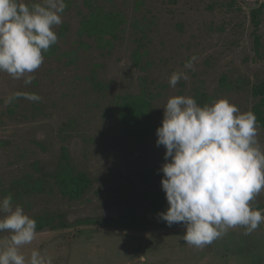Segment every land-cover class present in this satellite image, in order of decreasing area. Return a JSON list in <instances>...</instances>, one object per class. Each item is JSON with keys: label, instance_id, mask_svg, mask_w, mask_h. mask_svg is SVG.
<instances>
[{"label": "rangeland", "instance_id": "1", "mask_svg": "<svg viewBox=\"0 0 264 264\" xmlns=\"http://www.w3.org/2000/svg\"><path fill=\"white\" fill-rule=\"evenodd\" d=\"M92 1L102 13L122 18L116 36L83 33L86 0H66L63 22L54 29L58 42L31 73L32 84L0 72V199L11 194L13 204L36 221L71 224L37 230L21 252L29 257L38 249L52 264H264V223L250 235L244 226L229 228L197 248L183 240V224L168 227L158 219L168 207L158 212L151 207L166 151L156 146V130L169 98L193 97L200 106L228 100L241 113L252 112V89L264 83V0ZM261 6L255 29L252 11ZM193 56L195 70L185 69ZM177 71L190 78L172 88L168 81ZM144 90L151 105L138 125L129 127L121 105ZM16 92L36 93L42 100L21 97L6 104ZM257 139L264 150L260 126ZM63 150L90 177V191L70 200L45 178L52 190L28 192L43 174L56 171ZM250 204L264 210V190ZM124 213L136 219L130 228L102 222ZM9 235L0 232V239Z\"/></svg>", "mask_w": 264, "mask_h": 264}, {"label": "clouds", "instance_id": "2", "mask_svg": "<svg viewBox=\"0 0 264 264\" xmlns=\"http://www.w3.org/2000/svg\"><path fill=\"white\" fill-rule=\"evenodd\" d=\"M66 0H0V72L31 85V75L44 63V53L58 42L54 29L62 24ZM196 56L184 68L195 70ZM188 72H173L169 86L189 79ZM23 97L40 102L36 93L16 92L5 103ZM162 126L156 130V146H163L165 163L162 190L169 207L157 214L167 223L183 224L187 245L202 248L229 228L244 226L250 235L264 223V210H254L250 202L264 190V150L258 143L256 115L228 100L200 106L193 97L169 98ZM0 264H52L38 249L26 257L21 248L38 236L37 222L13 204L11 194L0 199Z\"/></svg>", "mask_w": 264, "mask_h": 264}, {"label": "trees", "instance_id": "3", "mask_svg": "<svg viewBox=\"0 0 264 264\" xmlns=\"http://www.w3.org/2000/svg\"><path fill=\"white\" fill-rule=\"evenodd\" d=\"M86 5L89 9V15L84 17L86 19L85 26H83V33H87L91 36H103V35H117L118 27L122 22V18L119 15L114 13H102L97 5L93 3L92 0H86ZM100 10V13H98ZM263 15V7H259L252 11V20L255 26V29H260L261 17ZM82 33V34H83ZM84 35V34H83ZM256 42V51L260 52L263 48L261 46L260 39L255 40ZM140 53V52H138ZM136 62H139V58L134 57ZM147 87V86H146ZM145 90L141 96H131L130 98L126 97L123 105H121V119L127 122L129 127L138 125L139 119L143 117L149 106L151 105L150 98H147L145 95ZM252 96L256 99V103L252 109V112L257 117V122L260 127L264 129V83L257 84L252 89ZM48 178L53 182L59 192L63 197L70 200H79L88 193L92 187V181L86 173L78 171V169L72 164L70 155L68 151L63 150V154L59 160L58 167L54 173L51 175L43 174L39 179L40 181L32 186H28L27 191L31 192L33 189H38L42 192L50 188L49 181L45 180ZM29 185V183H27ZM151 207L155 212L165 211L169 207L166 202V193L162 190V185L154 191V194L151 198ZM158 214V213H157ZM135 217L130 216L127 213L115 220H103L105 225L113 228H130L132 223H135ZM37 230H44L45 228H50L56 230L57 228H71V224L67 223H56L55 220L46 218L45 220H37ZM84 222L85 224H97L99 221H93L95 223Z\"/></svg>", "mask_w": 264, "mask_h": 264}, {"label": "crops", "instance_id": "4", "mask_svg": "<svg viewBox=\"0 0 264 264\" xmlns=\"http://www.w3.org/2000/svg\"><path fill=\"white\" fill-rule=\"evenodd\" d=\"M250 247V246H249ZM234 252V251H233Z\"/></svg>", "mask_w": 264, "mask_h": 264}]
</instances>
